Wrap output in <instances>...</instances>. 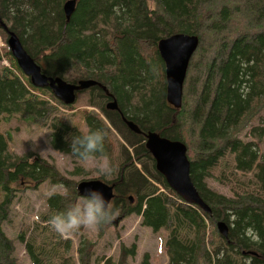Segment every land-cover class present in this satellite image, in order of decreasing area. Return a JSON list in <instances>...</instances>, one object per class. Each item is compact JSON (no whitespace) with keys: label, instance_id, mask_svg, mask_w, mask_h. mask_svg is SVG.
I'll return each mask as SVG.
<instances>
[{"label":"rangeland","instance_id":"374dc122","mask_svg":"<svg viewBox=\"0 0 264 264\" xmlns=\"http://www.w3.org/2000/svg\"><path fill=\"white\" fill-rule=\"evenodd\" d=\"M66 1L0 0V71L6 70L14 85L11 101L5 99L10 113L0 111V211H5L0 229L11 242L16 264H31L27 247L33 254L40 247L48 252L59 238L63 246L55 250V256L46 254L54 264L56 256L67 258L65 264L73 257L79 264L78 253L83 250L91 251L88 264H141L146 253L147 264L166 263L167 234L140 226L139 215L122 218L124 207L119 204H111L114 218L110 222L98 229L82 228L67 238L71 240L67 250L66 238L48 223L51 216L79 200L75 192L80 182L98 179L112 184L119 176L117 170L123 171L115 182L121 204L130 199L128 206L143 209L144 198L158 194L173 204H183L164 188L163 175L156 170L152 156L145 155L144 139L131 132L132 137L122 122L131 123L143 134L154 132L181 142L189 166L202 174L200 185L205 192L231 202L228 206L212 204L224 215H230V206L241 198L251 197L263 205L264 0H188L171 7L160 0H125V5L116 0H87L90 23L85 31L74 32L76 38L100 43L106 39L100 35L110 33L113 26L129 36L151 35L156 43L177 33L196 38L177 112L165 101L163 62L146 45H139L146 66L131 74H120L112 56L108 61L88 56V46L78 48V55L65 58L61 54L62 59L57 53L50 55L58 52L61 27L57 26V13L63 17ZM139 4L140 20L134 11ZM152 19L161 20L160 28L150 26ZM8 33L18 39L43 75L75 85L93 82V86L75 91L69 104L58 100L48 87H32L8 53ZM132 51L137 53V45ZM99 87L114 96L116 100L108 103H114L115 109L106 108ZM224 90L227 97L223 102ZM233 109L235 113H230ZM98 129L106 131L104 155L111 163V175L99 174L95 161H84L70 151L73 136ZM138 153L144 154L139 162L135 159ZM25 160L27 166L21 168L19 162ZM41 161L54 169L55 180L41 179L37 167L30 171L31 162L39 165ZM125 162L131 164L125 166ZM19 177L27 178V185L5 187V181L14 187ZM210 202H204L209 212ZM205 226L206 237L216 232L208 223ZM132 244L134 255L129 256L126 248Z\"/></svg>","mask_w":264,"mask_h":264},{"label":"trees","instance_id":"16d2710c","mask_svg":"<svg viewBox=\"0 0 264 264\" xmlns=\"http://www.w3.org/2000/svg\"><path fill=\"white\" fill-rule=\"evenodd\" d=\"M48 2L49 0H43ZM165 6H179L188 0H160ZM120 5H125V0H116ZM143 4V3H142ZM139 4L135 6V14L139 16L138 8L142 6ZM142 18L144 15H141ZM58 23L57 26L61 27L59 33V39L57 42L58 52H49L50 55H56L58 59L63 57H70L75 54L78 48H86L85 54L88 56L97 57L99 60L108 61L112 56L116 61V70L120 74H131L146 66L147 59L142 58V54L139 51V45H146L151 50L154 49L152 54L156 55V41L151 35L139 34L138 36H129L122 30L113 26L111 32L100 43H93L94 40L85 41L73 36L77 32L85 31V27L90 23L91 12L88 6L87 0H77L74 11L70 16L67 23H65L62 15L57 13ZM138 20L140 18L138 17ZM154 19H152L153 21ZM156 22V25H155ZM161 20H154L150 26L160 28ZM149 24V23H148ZM154 24V25H153ZM74 34V35H75ZM105 36V34H102ZM100 35V38L104 36ZM137 45V53L133 48ZM121 51H125L128 54L121 56ZM82 53V52H81ZM42 54V53H41ZM40 55V54H38ZM43 66V65H42ZM6 70L0 71V111L4 112V115L10 113L9 105H6V97L8 101H11L10 94L14 90V85L11 79L8 77ZM164 91V90H163ZM227 90L223 92V102L227 97ZM5 105H2V104ZM42 109L41 111H43ZM46 111V110H45ZM177 112V110H175ZM230 113H235V110H231ZM159 117V113H155ZM149 124V121L147 122ZM160 133V129L157 130ZM55 143V141H54ZM42 162V161H41ZM241 161L238 159L237 161ZM21 168L27 166V161L19 162ZM34 167L39 169V175L41 179L55 180L57 177L55 171L46 163L31 162L29 165L30 171ZM201 168L203 166H200ZM244 168L242 170H246ZM189 176L194 189L203 202H210L212 207L209 213H201V211L192 206L183 204H173L166 200L165 196L160 194L150 195L145 197V208L141 211L139 206H128L127 199L124 204H121V199L118 194L113 197L112 206L124 207V210L120 212V216L125 218L128 215L135 214L141 215L140 224L145 228L151 229L152 232L163 230L167 236L165 240V254L167 261L165 264H263L264 263V204L261 205L259 200L252 201L251 197L241 198L238 202L230 206L233 210L230 215H224L220 207H213L212 204H226L231 205V202L227 200H221L216 196L207 194L204 188L201 187L200 182L202 178L201 172L193 169L190 166ZM18 182L14 187H10V182L5 181V187L7 189H14L27 185V178H18ZM114 181L112 184H115ZM262 184H264L262 182ZM165 189H168L164 185ZM209 196V198H208ZM180 200V199H179ZM258 201V202H257ZM257 202V204H254ZM2 205H0V208ZM120 207V208H121ZM5 211H0V220L3 218ZM222 223L226 227V234L221 235L217 231L216 223ZM208 223L216 232L213 231L210 235H205V224ZM256 237V240H253ZM18 240L21 237L18 235ZM206 239V244H205ZM65 250L68 249L69 242L71 240L65 239ZM134 245V244H133ZM130 246L126 249L129 256L134 255V246ZM206 245V246H205ZM63 246V240L58 239L50 251H44L43 247L35 250L33 254L30 248L27 247V254L31 261V264H54L50 262L46 254L54 255L55 250ZM85 249V248H84ZM12 245L11 242L4 236L0 229V264H16L15 259L11 255ZM79 252V250L77 251ZM253 253V254H252ZM91 251H82L78 253V263L88 264V257ZM82 256V257H81ZM67 258L56 256L55 264H65ZM67 264H75L73 257H68ZM141 264H147L146 255L144 254Z\"/></svg>","mask_w":264,"mask_h":264},{"label":"water","instance_id":"95a60500","mask_svg":"<svg viewBox=\"0 0 264 264\" xmlns=\"http://www.w3.org/2000/svg\"><path fill=\"white\" fill-rule=\"evenodd\" d=\"M75 3L76 0H67L63 4L62 13L65 23L72 15ZM8 36L6 44L9 53L32 87H48L58 100L69 104L74 99L75 91L91 84V82L68 84L58 78L52 79L44 76L40 66L22 49L18 39L11 33H8ZM196 42V38L192 35L177 33L156 43L157 54L164 66L165 101L172 109L179 108L186 64L195 49ZM108 108L114 109V103L110 104ZM126 124L137 132L131 123L127 122ZM145 138V147L152 156L156 170L163 175L167 188L187 206H193L203 213H209L207 206L200 199L191 183L185 146L179 141L162 138L154 132L147 133ZM86 189L100 190L109 202L113 198L112 188L100 180L80 182L76 187L77 195H84ZM216 227L221 235L226 234V227L222 223L217 224Z\"/></svg>","mask_w":264,"mask_h":264},{"label":"clouds","instance_id":"9594fccd","mask_svg":"<svg viewBox=\"0 0 264 264\" xmlns=\"http://www.w3.org/2000/svg\"><path fill=\"white\" fill-rule=\"evenodd\" d=\"M106 131L98 129L75 135L71 138L70 151L84 161H95L101 175H111L113 169L104 155ZM103 157L98 160L97 157ZM114 218V209L97 189H86L79 200L73 202L64 212L50 217L48 223L63 238H71L80 229H98Z\"/></svg>","mask_w":264,"mask_h":264},{"label":"flooded vegetation","instance_id":"af4514ba","mask_svg":"<svg viewBox=\"0 0 264 264\" xmlns=\"http://www.w3.org/2000/svg\"><path fill=\"white\" fill-rule=\"evenodd\" d=\"M122 32H124V31H122ZM108 35H109V33L108 34H105V36H104V38H108ZM115 64H116V61L114 60L113 61ZM44 76H47V77H51V76H49V75H44ZM93 82H91V84H89L88 85V88L90 87V86H93ZM100 89L99 90H101V92H102V98L104 99V100H106L107 101V105H106V108H108V107H110V105H109V103H108V101L110 100V99H112V98H114V96L113 95H111V93H109L110 91H108V90H104V89H102L101 87H99ZM109 96V97H108ZM115 99V98H114ZM114 99H112V100H114ZM116 100V99H115ZM114 100V101H115ZM115 109V108H114ZM122 118H124L125 119V116H123ZM122 121H124V120H122ZM121 120H119V122L121 123L122 122ZM122 125H123V127L128 131H130V135L133 137L134 135H138V137H140V138H143V139H146L145 137H146V134L147 133H145V134H143V132L141 133L140 131H139V129L137 128V127H135L136 128V130H137V132L134 130V129H132V128H130L127 124H124L123 122H122ZM128 131V132H129ZM134 134H132V133ZM146 141L144 140V143H145ZM146 148V147H145ZM144 153V152H143ZM145 155H147L149 158H150V156H151V154L148 152V150L146 149V154ZM142 157H144V154H141L140 155V153H138V154H136V158L135 159H137V162H139V159L140 158H142ZM152 159V158H151ZM153 160V159H152ZM129 164H131L130 162H125V166H128ZM124 167V166H123ZM123 170H124V168H123ZM189 170H190V167H189ZM117 173H119V176H117L115 179H114V181H117L118 179H121V177L123 176V171H122V173L120 174V170H117L116 171ZM94 180V179H93ZM96 180H98V179H96ZM163 182H164V180H163ZM108 186H110L111 188H112V193H113V197L116 195V191H115V188L118 186V184H108ZM76 194H77V192H75ZM78 196V195H77ZM78 197H80V196H78ZM113 199V198H112ZM112 199H111V201H112ZM111 201L109 202L110 204H111Z\"/></svg>","mask_w":264,"mask_h":264},{"label":"crops","instance_id":"0c3cea01","mask_svg":"<svg viewBox=\"0 0 264 264\" xmlns=\"http://www.w3.org/2000/svg\"><path fill=\"white\" fill-rule=\"evenodd\" d=\"M144 228V227H143ZM133 245V244H132ZM131 245V246H132ZM133 246H135V245H133ZM164 247H165V245H164ZM127 249V248H126ZM165 251H166V249H165ZM121 254H122V251H121ZM146 255H147V253H146ZM144 256V255H143ZM143 259V258H142ZM148 261V260H147ZM166 261H167V257H166Z\"/></svg>","mask_w":264,"mask_h":264}]
</instances>
